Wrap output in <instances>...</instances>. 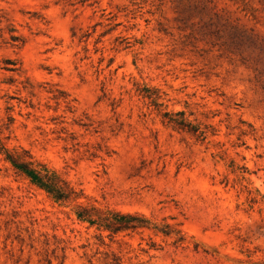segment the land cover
Wrapping results in <instances>:
<instances>
[{"label": "rangeland", "instance_id": "374dc122", "mask_svg": "<svg viewBox=\"0 0 264 264\" xmlns=\"http://www.w3.org/2000/svg\"><path fill=\"white\" fill-rule=\"evenodd\" d=\"M0 144L73 190L0 153V264H264V0H0ZM80 206L176 230L102 244Z\"/></svg>", "mask_w": 264, "mask_h": 264}, {"label": "trees", "instance_id": "16d2710c", "mask_svg": "<svg viewBox=\"0 0 264 264\" xmlns=\"http://www.w3.org/2000/svg\"><path fill=\"white\" fill-rule=\"evenodd\" d=\"M164 117L167 123L177 129L197 131V128L184 117V113L181 111L176 114L166 111L164 112ZM0 153H3L4 158L11 162L18 174L29 178L33 184L47 190L56 201H69L67 199L71 197L73 190L67 181L60 179L55 173H49L46 168L36 163L29 151H8L0 144ZM76 213L79 220L88 221L89 226H95L98 229L97 235L102 244H105V235L103 234L105 231L108 232L107 235L110 238H113L120 233H142L145 230H151L156 235L170 237L176 230L173 224L166 221L162 223L152 222L144 213L138 211L99 210L93 207L80 206ZM150 239V246L146 251L162 248V245L157 243L152 237ZM181 239L177 238L175 243ZM114 260L119 263V258L115 255Z\"/></svg>", "mask_w": 264, "mask_h": 264}]
</instances>
